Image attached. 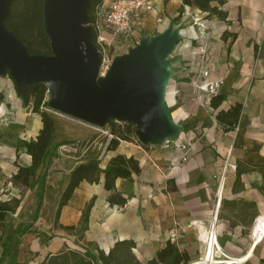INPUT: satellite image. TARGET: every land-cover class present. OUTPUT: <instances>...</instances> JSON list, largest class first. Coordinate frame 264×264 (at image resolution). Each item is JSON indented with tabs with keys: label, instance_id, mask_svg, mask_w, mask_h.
Masks as SVG:
<instances>
[{
	"label": "crops",
	"instance_id": "crops-1",
	"mask_svg": "<svg viewBox=\"0 0 264 264\" xmlns=\"http://www.w3.org/2000/svg\"><path fill=\"white\" fill-rule=\"evenodd\" d=\"M152 3L162 21L157 22L151 12H138L132 17L131 31L117 41L130 49L165 31L173 35L162 88L164 108L178 128L173 142L144 145L120 140L115 148L106 149L105 142L95 140L80 156L55 158L48 168L47 185L54 187L56 179V195L65 187L71 168L90 153L97 154L101 170L111 157L122 154L137 159L140 171L132 179L115 180L114 191L125 197L124 205L107 202L103 172L97 181H81L56 221L54 210L56 225L35 222L33 231L22 237L17 258L23 264H40L47 254L66 247L81 248L70 244L77 230L63 227L78 226L89 201L83 246L107 251L117 240H132V253L146 264L170 240L187 253L185 264H201L215 211L214 264H264V232L252 241L254 226L264 216V0H212V6L227 12L226 20L191 6L192 15H186L181 0ZM196 18L204 21V30L193 22ZM225 32L235 33L233 40H224ZM214 80L220 81L218 92L224 95L216 109L210 106L211 97L196 86ZM235 103L241 104L237 124L226 129L215 114ZM41 126L40 115L31 110V103L23 104L10 76L0 74L1 201L20 198L11 175L17 164L30 162L20 141L34 139ZM181 140L190 146L184 161L177 145ZM228 163L236 169L228 170ZM19 221L23 219L13 224ZM173 231L176 236L171 240Z\"/></svg>",
	"mask_w": 264,
	"mask_h": 264
},
{
	"label": "water",
	"instance_id": "water-1",
	"mask_svg": "<svg viewBox=\"0 0 264 264\" xmlns=\"http://www.w3.org/2000/svg\"><path fill=\"white\" fill-rule=\"evenodd\" d=\"M12 0H0V74L7 72L18 93L43 83L51 93L50 105L92 124L110 119L134 126L142 144L174 137L162 101L167 79V56L174 37L165 31L141 41L114 58L97 80L101 55L88 25L91 0H43L42 17L50 54H30L4 20Z\"/></svg>",
	"mask_w": 264,
	"mask_h": 264
},
{
	"label": "trees",
	"instance_id": "trees-1",
	"mask_svg": "<svg viewBox=\"0 0 264 264\" xmlns=\"http://www.w3.org/2000/svg\"><path fill=\"white\" fill-rule=\"evenodd\" d=\"M212 0H181L184 5L195 7L207 14H214L221 20H226L227 12L211 5ZM103 0H91L88 7V25L94 19V10ZM43 0H12L9 12L4 20L7 29L22 40L30 54H50L47 36L44 32L42 17ZM233 40L235 33L225 32L222 38ZM47 87L43 83L26 86L19 96L24 105L31 103V110L40 115L42 126L34 139L20 141V146L30 156L29 164H17L16 171L11 175L12 183L33 189L34 205L26 219L16 224L5 223L6 217L14 208L10 201L0 200V264H23L17 256L22 237L33 231V226L40 216L45 191L48 188V168L58 157L56 148L61 143L74 142L71 140H56L57 120L53 113L46 110L48 103L45 99ZM210 106L216 109L224 99L219 92L210 96ZM241 111V104L235 103L227 110H218L215 114L217 122L226 129H234ZM134 127L131 124H118L113 136L107 140L106 149H113L120 140L134 139ZM103 172V188L107 192L106 200L112 205H124L125 197L114 191L117 178L132 179L140 171L137 159L133 156L117 154L111 157L101 170L98 166L97 154L90 153L81 157L67 174L65 187L59 194L56 204L55 221L60 209L72 195L81 181H97L99 173ZM13 200V199H12ZM17 201V200H16ZM92 201H89L81 213L78 226L63 228L82 232L86 228L88 212ZM82 236V235H81ZM132 240H117L107 250L91 248L88 245L81 248L66 247L55 253L47 254L40 264H142L132 253ZM185 251H180L174 242L166 240L158 248L155 255L146 264H185L188 261Z\"/></svg>",
	"mask_w": 264,
	"mask_h": 264
},
{
	"label": "built area",
	"instance_id": "built-area-1",
	"mask_svg": "<svg viewBox=\"0 0 264 264\" xmlns=\"http://www.w3.org/2000/svg\"><path fill=\"white\" fill-rule=\"evenodd\" d=\"M145 11L151 12L157 22H161L162 18L158 15L157 9L154 7L152 0H103L102 4L95 8L94 10V19L90 22V27L93 33V43L96 49L100 52L101 61L100 65L104 63H108L112 60V50L114 48V43L120 37L126 36L132 29V17L134 14ZM183 13L186 15H192V11L190 7L187 5L183 6ZM195 23L200 27V29H205L204 21H201L199 18L194 19ZM109 69V68H108ZM107 69V70H108ZM201 74L206 76L207 71H201ZM220 85L219 80L214 81H204L202 83H197L196 86L206 92L209 96L215 95L218 93V88ZM110 137L113 134L109 135ZM108 137V139L110 138ZM107 139V140H108ZM105 141V145L107 143ZM137 143H140L137 139H135ZM164 145H169L173 142L172 137H166L163 140ZM142 144V143H141ZM147 145V144H144ZM178 147L182 150L181 160L184 161L188 157L189 152V144L186 141H178ZM86 145H80L78 141L70 142V143H61L56 148V153L58 156L63 155H82L87 150ZM227 169L230 171H234L236 169V165L233 163H228ZM220 200V193L218 192L216 195V203L218 204ZM211 223L208 228V238L205 243V258L207 254L209 256L210 264H214V257H211L212 251L215 252L218 250L216 245V230H215V222H216V213L211 216ZM264 232V216L259 217L253 230V238L252 241H258ZM176 236L175 231H173L170 235L171 240H174ZM211 258V260H210ZM201 264H207L203 259L200 260Z\"/></svg>",
	"mask_w": 264,
	"mask_h": 264
},
{
	"label": "rangeland",
	"instance_id": "rangeland-1",
	"mask_svg": "<svg viewBox=\"0 0 264 264\" xmlns=\"http://www.w3.org/2000/svg\"><path fill=\"white\" fill-rule=\"evenodd\" d=\"M128 51L129 49L126 47L124 41L121 40L116 41V43H114V48L112 50V57H113L112 60ZM112 60L110 64L112 63ZM109 67L110 65L108 63L107 64L104 63L100 65L97 80L101 79L105 75ZM5 74L8 73L5 72ZM45 99L47 103H49L50 105L51 93L48 89L46 90L45 93ZM49 105L48 107H46V110L53 113V115L57 120L56 140L78 141L80 145H86L88 147V150L90 148L89 145H91L92 141L98 140L99 142H101L102 145L108 139V137H110L109 135L113 134V131L118 124H122V125L126 124V123L118 122L115 119H110L105 125L100 126V125L92 124L81 118L58 111L50 107ZM132 127L134 126L132 125ZM135 139L136 137L134 135L133 140ZM159 143H163V141H160ZM53 176L56 177V174H54ZM55 183H56V179H54V184H53L54 187L49 186L45 191L44 201L42 203V208H41V215L35 223L37 225H41L45 223H50L51 226H53V224L56 225L55 221H53V213L54 210H56V204L59 198V194L56 195L57 192L56 190H58V187ZM4 192L6 193L7 191ZM15 193L19 194L20 198L19 199L13 198V200L11 199L10 204L14 208L13 209L14 211L7 215L6 220L8 219V221L5 220L6 221L5 223L16 222L18 221L19 218L25 220L27 214L31 211L34 205L35 199L33 196V189L26 186L15 184ZM67 231H71V230L68 229ZM50 233H52V231H50ZM83 243H85V241L84 239H82L81 232H78L74 236H71L70 244L72 246H78V247L83 246Z\"/></svg>",
	"mask_w": 264,
	"mask_h": 264
},
{
	"label": "bare ground",
	"instance_id": "bare-ground-1",
	"mask_svg": "<svg viewBox=\"0 0 264 264\" xmlns=\"http://www.w3.org/2000/svg\"><path fill=\"white\" fill-rule=\"evenodd\" d=\"M206 255V253H205ZM205 255L202 257V259L207 263V264H210L211 262H209V259H208V254H207V257L205 258Z\"/></svg>",
	"mask_w": 264,
	"mask_h": 264
}]
</instances>
